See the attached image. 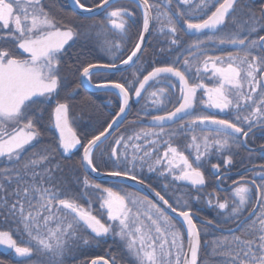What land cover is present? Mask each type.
<instances>
[{
    "label": "snow or ice",
    "instance_id": "6c2138e0",
    "mask_svg": "<svg viewBox=\"0 0 264 264\" xmlns=\"http://www.w3.org/2000/svg\"><path fill=\"white\" fill-rule=\"evenodd\" d=\"M117 2L94 0L89 6L84 0H69L65 6L82 19L101 16L99 26L91 25L85 35L94 32L98 46L112 59L85 64L82 53L75 50L78 29L53 15L43 0H0V161L4 162L0 221L11 222L8 228H0V247L6 250L0 256L9 264H75L78 252L111 237L120 241L134 264H198L201 230L234 223L236 228L228 229L230 238L212 243V255L221 258L216 264H264V164L260 171L248 170L250 180L241 176L233 181L223 201L214 200L212 193L205 197L210 207L218 209L220 219L198 225L192 208V201L201 199L206 182L201 168L208 157L222 158L223 174L218 163L211 168L216 180L223 182L233 165L231 149L246 148V138L254 129L264 133V35L253 37L264 29V4L257 15L251 0L245 3L242 10L249 16L241 23L234 15L240 0H131L139 18L133 9L113 7ZM138 22V38L130 54L121 59L130 30ZM229 22L235 27L229 28ZM153 31L168 39L167 53L175 54V59L152 66L151 71L136 69L127 84H93L92 77L100 70H119L117 60L120 65H135L143 54L146 34ZM178 34L195 39L181 48ZM64 65L79 72L78 87L115 89L119 96V111L86 143L70 124L67 97L60 98ZM133 90L135 97L145 100L141 111L150 116L149 125L114 139L109 146L114 164L102 175L135 181L145 188L149 187L141 175L145 166L165 180L170 177L165 190H183L179 196L173 193V203L153 189L164 207L123 188L102 187L87 174L88 170L101 174L95 150L120 122ZM149 105L164 114L149 112ZM42 123L58 134L55 146L25 158L27 148L34 147L42 134ZM181 136L190 137L187 155L174 144ZM78 145L83 148L79 163L86 174L80 191L72 192L64 169L53 162V153L62 150L67 155ZM252 185L260 210L253 207L244 216L253 201ZM93 197H98L99 210H93ZM0 264L5 260L0 259ZM87 264H123V258L118 261L116 254L108 252Z\"/></svg>",
    "mask_w": 264,
    "mask_h": 264
},
{
    "label": "trees",
    "instance_id": "16d2710c",
    "mask_svg": "<svg viewBox=\"0 0 264 264\" xmlns=\"http://www.w3.org/2000/svg\"><path fill=\"white\" fill-rule=\"evenodd\" d=\"M45 8L49 4L50 11L53 15L56 17L64 20L66 23L70 25H74L76 29H78L80 36L75 41V50L82 53V60L83 63L93 62V63H108L111 62V57L108 55L106 51H104L101 47L98 46L97 38L95 37L94 32L91 35H85L89 27L91 25L99 26L101 16L93 17L92 19H82L78 16L71 15V10L68 7H65L66 1L65 0H45L44 1ZM84 2L89 5L93 6L94 0H84ZM249 0H240V3L237 5V10L234 15L237 17V19L243 23L248 19L249 13L248 11L242 10V6L245 3H248ZM261 4H264V0H251V6L257 10L258 15V9ZM113 7L119 8H128V9H134V5L131 3L130 0H118L116 4L113 5ZM214 10V9H213ZM136 11V16L140 17L139 10ZM102 15V14H101ZM139 23L134 26L129 33L130 40L128 41L126 47L124 48L123 55L120 57L121 59L126 58L128 54H130L131 47L136 42V39L138 38L137 33L139 29ZM183 22L181 21V24ZM264 23V21H262ZM153 29H155L156 25L154 24ZM229 28H234L235 26L232 25L230 22L228 24ZM258 35H264V29L260 30L258 33H254L253 37H257ZM115 39V37H112ZM178 38L181 40L180 47L183 48L186 46L189 42L195 39L193 36H184L182 34H178ZM167 45H168V39L156 32L153 31L150 34V37L148 39V42L144 48L143 54L140 56L139 61L128 71H125L123 73L118 74H105V73H99L97 75H93L92 82H107V81H113V82H121L127 84L129 80L133 79V72L136 69L139 68H146L147 71H151L152 66H164L166 62H170L171 60L175 59V54L168 55L167 53ZM164 48L165 52H161V49ZM231 49L225 48L224 51H229ZM216 54H220L219 51H217ZM184 55H187L185 52ZM120 62V60H117L116 63ZM67 66V65H65ZM79 67V65H77ZM78 74V72H77ZM77 74L71 75L68 84V91L63 86L60 94L65 96L64 90L67 91L68 95L71 93V96L67 98V103L69 105V117H70V123L72 125V128L75 130V132L79 135V138L81 139L82 143H86L87 139L91 138L93 134H98L99 131H102L104 127L107 126L108 123L111 122L113 116L118 111L119 108V100L116 97L115 94L112 92H102V93H90L88 91L82 90L80 87H78V80H77ZM143 74H147V72H144ZM140 79L143 78V76L140 73H137ZM208 83H211L210 81H207ZM145 105V100L141 99L139 103L137 104H131L129 113L125 119V121L122 123V125L118 128V130L112 135L106 142L100 145L95 150L94 155V161L96 166L98 167L100 172H105L107 170L112 169L114 161L110 160V144L114 142V139L120 135L129 136L132 135L135 131H138L141 127H147L145 125V122L150 118V116H145L142 108ZM172 105H168V108L171 109ZM148 111L152 112L153 114H162L163 112H155L154 109H152L151 105L148 107ZM139 113V115H138ZM223 115V114H221ZM46 118V117H45ZM47 119V118H46ZM40 129L42 130V134L39 137L38 141L34 142V147H28L26 152L24 153V157H30L35 151H39L43 147H48L51 149L55 146V135L51 130H49L45 124L40 125ZM190 141V137L187 138V140L181 136L177 138L174 141V144L179 146L181 150L185 151V154H188V151L186 149V143ZM247 146L248 147H259L261 145H264V133L260 132L259 130L254 131L251 133L247 138ZM137 143H143V141H137ZM163 145H161V151L163 150ZM82 147L75 149L70 154H63L62 150H60L59 153H53L54 157V163H59L61 168L64 169L63 175L67 177V187L72 192H79L82 186V181L85 176V173L83 169L80 167V154H81ZM107 150L103 156H101V151ZM261 153H264L263 150H259L257 152H251L243 147L241 148H233L231 149V154L233 158V165L230 170L228 171H240L243 169H246L248 167L254 166V165H262L264 164V157H262ZM142 154V153H141ZM194 159V157H193ZM3 161H0V166H3ZM212 163H218L221 167L222 171H225L223 167V160L219 155H211L208 157V160L203 164V167L201 168V171L205 175V185L202 188V191H200L199 195L201 199L197 202L195 200L192 201V208L196 215H198L199 218L203 220L207 219H220V217L217 216L218 209H215L214 207H210L207 203V200L205 197L208 196L209 193L213 194V198L219 199L223 201L224 197L228 194V192H222L219 191L215 185V177L211 174V164ZM139 172V169L137 170ZM260 171V170H256ZM59 174V173H58ZM141 175L144 178V181L146 184H148L150 187H152L156 191H160L162 194L165 195L167 199L170 200V202H175V196H179L180 192L183 190L177 189L175 187H170L169 189L165 190L164 185L165 183H168L171 181V178L168 177L167 180H165L164 177L159 176L155 172H148L147 166L143 169V172ZM246 178L251 179L252 172H249L244 175ZM92 180L91 178H89ZM80 181L81 183H77V181ZM94 183L101 184L102 187H115V188H123L126 192L135 193L136 195H141L137 191L116 183H110V182H97L92 180ZM257 181H259V178H257ZM221 186H225L226 183L220 182ZM188 190H191L193 192V195L196 194L195 189H192L191 186H186ZM89 191H96L93 189H89ZM253 191V201L252 204L248 206V209L244 212V216L249 212L250 208L253 206V203L255 202V193ZM175 193V196L173 195ZM83 203H87V200L83 201ZM100 204L98 202V197H93V210H99ZM260 210V208H259ZM258 210V211H259ZM98 214V212H97ZM106 219V216L104 217ZM9 223H3L0 221V228H8ZM199 225V224H198ZM236 225L234 223H229L227 226H222V228H233ZM237 235H240L241 233L236 231ZM232 234H222L214 229L210 228L208 230H201V244H200V251L198 255V264H216V262L221 259L218 256L212 255V243L214 240L222 239L225 237H231ZM185 238V237H184ZM111 252L116 254V257L118 261L123 258V264H130L131 257L127 255V253L124 251L123 246L121 245L119 240H113V238L109 237L106 242L101 243L99 245L97 244H91L90 246L84 248L81 252L77 253V260L75 264H87L90 259L94 258L98 255H105L106 253ZM2 253V252H0ZM0 259L5 260V264H9V261L6 259L5 256H0ZM131 264H134V262H131Z\"/></svg>",
    "mask_w": 264,
    "mask_h": 264
},
{
    "label": "water",
    "instance_id": "95a60500",
    "mask_svg": "<svg viewBox=\"0 0 264 264\" xmlns=\"http://www.w3.org/2000/svg\"><path fill=\"white\" fill-rule=\"evenodd\" d=\"M130 1H131V0H130ZM67 3L69 4V0H67ZM69 9H70V7H69ZM149 37H150V34H146V39H145V41H144L143 48H145V46H146V44H147V42H148ZM134 59H135V58H134ZM117 64L119 65V70H117V69H113V70H111L110 72H105L104 70H100V73H106V74H118V73L125 72V71L131 69V68L134 66V65L131 64V63H130L129 65H120V62L117 63ZM82 88L85 89V90L88 91V92H91V93H99V92H103V91H111V92H114V93L117 95L118 99H119V96H118L117 90H115V89L97 90V89H95V88L92 87V86H85V87H82ZM131 98H132V100H131ZM131 98H130V101H129V107L127 108L126 112H125L124 114H122V117H121L120 122H119L117 125H114V126H113V129H110L111 135L108 137V139H109V138H110V137H111V136L117 131V129H118V128L122 125V123L125 121V119H126L128 113H129V110H130L131 102L133 101L134 103H138V102L140 101V98L135 97V95H134V91H133V95L131 96ZM119 103H120V100H119ZM118 111H119V109H118ZM118 111H117V112H118ZM162 115H163V114H162ZM149 121H150V118L145 122V125H146V126L149 125ZM254 131H256V130L254 129ZM250 134H251V133H250ZM250 134H249V135H250ZM56 136L58 137V134H57V133H56ZM108 139H106V140H108ZM106 140H104L103 143H104ZM100 145H101V144H100ZM78 146H79V145H78ZM78 146H77V147H78ZM77 147H76V148H77ZM76 148H75V149H76ZM243 148H244V147H243ZM75 149H73L70 153H72ZM244 149H246V150H248V151H251V152H256V151L261 150L262 148H261V146H260V147H256V148H252V147H248V146H247V147L244 148ZM70 153H69V154H70ZM82 156H83V149H82V151H81L80 160L82 159ZM82 169H83V168H82ZM249 169H252L253 171L260 170L259 166H251V167H249V168H246V169H244V170L238 171V172H236V173H230V175H233V176H241V175H244V174H247V173L251 172V171H248ZM83 171H84V173H85V170H84V169H83ZM211 172H212V175L215 176V174L213 173V170H211ZM99 173H101V174L91 173V171L88 170V173H87V174H88L89 178H91L92 180L97 181V182H110V183L122 184V185H124V186H127V187H129V188H131V189L137 191L138 193L142 194L143 196H146L148 199H151L154 203H157L159 206L164 207V206H163V203H162L161 201H159L158 198L155 196L152 187L149 186L148 188H145L143 185L136 184L135 181H128V180H124V179H121V178L106 177V176L102 175L103 172H100V171H99ZM85 174H86V173H85ZM238 181H239V180H238ZM187 186H191V185H187ZM216 186H217V188H218L219 190L227 191V190H229V189L233 186V184L229 185L228 187L222 188V187L219 186V182L216 180ZM252 188L254 189V192H255V185H252ZM253 207H255L256 210L258 211V209H259V205L256 204V201H255ZM251 210H252V209H251ZM168 211H170V210H168ZM171 215L175 216L174 213H171ZM246 216H248V214H247ZM195 217H196V219H195L194 222H196V223H198V224H200V222H202V221H205V220H203V219H200L196 214H195ZM210 228H212V229H214L215 231H217V232H219V233H222V234H232L231 232L228 231V229H223V228H221V227H220V228H214V227H211V226H210ZM235 228H236V226L233 227V229H235ZM237 231H238V229H237ZM186 240H187V236H186V233H185V241H186ZM0 252H2V253H6V250L3 249L2 247H0ZM198 255H199V254H198Z\"/></svg>",
    "mask_w": 264,
    "mask_h": 264
},
{
    "label": "flooded vegetation",
    "instance_id": "af4514ba",
    "mask_svg": "<svg viewBox=\"0 0 264 264\" xmlns=\"http://www.w3.org/2000/svg\"><path fill=\"white\" fill-rule=\"evenodd\" d=\"M45 0H43V3H45L44 2ZM66 1V4L68 5V3H67V0H65ZM45 6V5H44ZM48 9H50V5L48 4L47 6H46ZM52 13V12H51ZM77 74V71H75V69L74 68H70V67H68V66H63V69H62V73H61V75H62V77H64L65 78V83H64V85L63 86H65L64 88L68 91V82H69V80H70V77H71V75H76ZM77 80H78V83H79V72H78V74H77ZM93 84H95V83H93ZM82 90H85V89H83L82 87H80ZM66 90H64L63 92H65L66 94H65V96H63L62 94H60V98L61 99H64L65 97H67L68 98V96L70 97L71 96V93H69V95H68V93H67V91ZM86 91V90H85ZM108 92H111V91H108ZM91 93V92H90ZM113 93V92H112ZM114 94V93H113ZM116 95V94H115ZM116 97H117V95H116ZM140 102V101H139ZM53 104H54V102H53ZM162 114H164V113H162ZM47 118V117H46ZM45 118V119H46ZM71 124V123H70ZM72 126V125H71ZM49 130H51L52 132H53V134L55 135V137H57L56 136V133H55V129L54 128H48ZM74 130V129H73ZM75 131V130H74ZM77 134V133H76ZM114 135V134H113ZM77 136H78V138H79V135L77 134ZM78 147H80V145L78 146ZM263 150V149H262ZM211 170H212V168H211ZM241 171V170H240ZM236 172H238V171H228V173H227V179L226 180H224L223 181V183H226L225 184V186H221L220 184V187H222V188H225V187H228L229 185H231V184H233V181H238V180H240V177L241 176H243V175H241V176H233V175H230V173H236ZM221 173L223 174L224 173V171H222L221 170ZM211 174H212V172H211ZM213 176V175H212ZM215 177V185H216V176H214ZM248 179V178H247ZM220 183V182H219ZM217 187V186H216ZM218 189V188H217ZM219 190V189H218ZM230 190V189H229ZM156 191V190H155ZM219 191H222V190H219ZM222 192H228V190L227 191H222Z\"/></svg>",
    "mask_w": 264,
    "mask_h": 264
},
{
    "label": "rangeland",
    "instance_id": "374dc122",
    "mask_svg": "<svg viewBox=\"0 0 264 264\" xmlns=\"http://www.w3.org/2000/svg\"><path fill=\"white\" fill-rule=\"evenodd\" d=\"M202 94V93H201ZM257 178H259V177H257Z\"/></svg>",
    "mask_w": 264,
    "mask_h": 264
}]
</instances>
